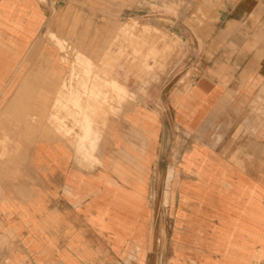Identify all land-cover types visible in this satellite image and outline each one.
I'll return each mask as SVG.
<instances>
[{"label":"crops","instance_id":"crops-1","mask_svg":"<svg viewBox=\"0 0 264 264\" xmlns=\"http://www.w3.org/2000/svg\"><path fill=\"white\" fill-rule=\"evenodd\" d=\"M131 19L175 45L177 84H145ZM4 139L0 264H163L174 165L166 264H264V0H0Z\"/></svg>","mask_w":264,"mask_h":264},{"label":"rangeland","instance_id":"rangeland-1","mask_svg":"<svg viewBox=\"0 0 264 264\" xmlns=\"http://www.w3.org/2000/svg\"><path fill=\"white\" fill-rule=\"evenodd\" d=\"M130 21L132 22L131 23L127 22V24L125 25L124 35L133 38L134 40L139 37L140 38L142 37L144 41V44L142 46L140 44L133 45V53L134 55H141V51L144 49L143 76L145 79V84L148 83L150 78L155 81L163 80L165 82L167 73L171 69L168 67L170 60L176 52L175 45L170 43H164L159 45L157 42L150 44L147 43V41L150 40L149 38L158 35L157 32L154 33L151 28H141L140 23H138V21H136L135 19H131ZM159 37H160V42L166 40L163 34H160ZM58 45L61 47L62 51L65 54L71 52V46H69L68 43L58 42ZM135 47H137V49ZM89 67L90 65H86V67H84L85 73L89 74L88 71ZM165 71H166L165 76H163ZM87 97L88 95L84 93V95L83 96L81 95L80 98L86 99ZM75 103H78V99H76ZM243 111L244 113L241 117V120L238 122L239 125L237 130L238 131L243 130L244 132H246L247 112L246 110ZM177 141H178V137H177ZM234 141L235 140L231 139V142ZM194 143H195V139H193L192 141V144ZM207 143L212 146H214L216 143H220L219 145L221 146V143H223V138L221 133L220 132L215 133V139L212 140L211 138H209ZM12 144H13V140H7V139L1 140L0 148L3 149L1 151L7 152V147L12 146ZM8 159H9V155L0 154V167L1 165L5 164ZM177 163L178 160L175 159V164ZM176 174L177 173L175 172V165H174L169 168V171L167 173H165L163 176L159 178L157 193L155 195V200H154V205L156 210L155 211L156 217H154V226L155 228H158V232L156 233V246L153 255L158 256V259L162 260L163 264H166L167 258L171 252L172 235L174 234V230H175V224H174L175 221L173 219L175 205L173 203V198L171 201L170 187H172L173 189L172 183ZM213 191H215V189H213ZM173 193H174V189H173Z\"/></svg>","mask_w":264,"mask_h":264},{"label":"built area","instance_id":"built-area-1","mask_svg":"<svg viewBox=\"0 0 264 264\" xmlns=\"http://www.w3.org/2000/svg\"><path fill=\"white\" fill-rule=\"evenodd\" d=\"M53 2H56L58 0H51ZM184 66L186 67H197V63L193 59H187L184 61ZM175 81V82H174ZM180 81L179 74L176 71V66H173L170 71L167 73V77L165 78V84L168 86L173 85L174 83H178ZM174 82V83H173Z\"/></svg>","mask_w":264,"mask_h":264},{"label":"bare ground","instance_id":"bare-ground-1","mask_svg":"<svg viewBox=\"0 0 264 264\" xmlns=\"http://www.w3.org/2000/svg\"><path fill=\"white\" fill-rule=\"evenodd\" d=\"M72 75H73V72H72ZM75 105L80 106V102H79V100H78V103H75ZM80 107H81V106H80ZM84 120H85V119H84ZM87 121H88V120H87ZM82 125H83V124H82ZM84 125H85L84 127L87 128V130H89V129L91 130V127H90V126H89L90 128L87 127L88 125H87L86 123H85ZM86 125H87V126H86ZM82 128H83V126H82ZM88 128H89V129H88ZM84 130H85V129H84ZM87 130H85V131H84L85 133L83 132V134H86V131H87ZM90 130H89V131H90ZM88 133H89V132H88ZM81 136H82V135H81ZM164 226H165V225H164Z\"/></svg>","mask_w":264,"mask_h":264}]
</instances>
